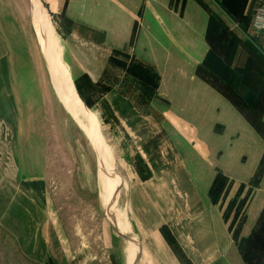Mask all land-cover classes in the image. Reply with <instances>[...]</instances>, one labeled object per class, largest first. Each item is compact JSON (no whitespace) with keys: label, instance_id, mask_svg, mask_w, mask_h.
Wrapping results in <instances>:
<instances>
[{"label":"rangeland","instance_id":"rangeland-1","mask_svg":"<svg viewBox=\"0 0 264 264\" xmlns=\"http://www.w3.org/2000/svg\"><path fill=\"white\" fill-rule=\"evenodd\" d=\"M40 1L59 60L57 32L67 17L82 16L114 31L108 81L131 98L132 119L163 130L162 158L146 151L150 138L135 134L134 120L129 125L94 108L101 146L121 181L116 209L125 224L162 227L183 264H193L187 256L199 253L206 261L211 256L212 264H264V46L248 34L249 28L260 32L257 7L246 16L243 0ZM33 7L30 0H0V133L12 132L8 155L21 210L26 197L35 201V213L29 212L40 246L35 264H128V245L103 217L90 139L60 102L45 69ZM169 150L178 169L168 165ZM136 174L148 183H136ZM140 191L149 194L147 207L131 213L126 197ZM167 227H183L186 236V227H195V241H182L181 229V248ZM7 242L0 232V264H25L22 250ZM192 247L196 255H187Z\"/></svg>","mask_w":264,"mask_h":264},{"label":"crops","instance_id":"crops-1","mask_svg":"<svg viewBox=\"0 0 264 264\" xmlns=\"http://www.w3.org/2000/svg\"><path fill=\"white\" fill-rule=\"evenodd\" d=\"M218 1L220 2L221 0ZM257 6L258 0H243L240 5V7L244 9V15L246 16H254V9ZM189 14H191V12ZM202 15L203 13L200 11L201 18ZM67 21H69V23L63 24L58 28V51L60 61L65 66L71 79L74 92L93 114H95V107H100V109L103 107V109L107 110V113L110 114V116H108L109 118L113 117L116 120H124V123L131 125L132 120H134L132 119L133 104L131 98L123 96L118 87L115 86L114 83L108 81L107 76L111 67L113 51L115 50V38L112 35L115 34L114 31H112L111 34L109 27L101 28L94 20L78 15L67 17ZM160 22V19L156 18V23L160 24ZM249 33L254 41L256 36L258 43L264 46V31L260 30V32H255L249 28L248 34ZM195 37L197 36L195 35ZM163 38V36H156L155 39L158 40ZM37 71L41 72V68L37 67ZM14 86L15 85L13 84L11 87L14 88ZM12 102L13 104H16L14 98ZM225 108H227V110H229L228 112L234 116V119H237L239 114L233 109V111H230L231 108L228 104L225 105ZM135 119H138L133 122L135 134L140 136L147 135L150 138L148 140L149 144L147 145L148 148L146 151L155 152V154H159L163 158V130L159 128L158 125L152 123L150 127H145L143 126V122H141V118L135 117ZM144 119L148 120L146 118ZM11 133L12 132L9 131L8 136L3 135V137H1L2 133H0V232L3 233L6 240L9 241L7 242L9 247H16L17 249L22 250L25 264H35L36 261L39 262L41 259L40 251L37 252L36 250L37 247H40L37 245V238L35 235L36 227L29 221L30 210L35 213V201L33 200V197H26V200L24 201L27 202V207H23L21 210V193H19L18 177H16L17 190L16 192L14 191L15 180L13 175L15 173V163L12 160H9L8 155V152L10 149L12 150L13 145V143H10L9 141L12 137ZM170 152L172 158L167 160L168 165L171 169H178L179 160L177 157L173 158V150ZM159 164L162 165V159H160V162L156 163L155 167L158 168ZM4 169H7L8 171L3 172ZM9 170H11L12 174L9 173ZM177 175L175 176L177 177V180H179L180 176ZM134 181L138 184L148 183L144 182V180L137 176V174L135 175ZM128 196L126 197L128 201L125 204L128 211L135 212V210H145L144 208L147 207V197L149 196L148 193L140 191L129 197ZM30 201L31 207L29 205ZM195 204L196 199L195 194H193V210ZM128 228V235L136 238L140 242L141 254L139 264H183V262H180L178 259V255L170 249L162 234L163 231L161 232L162 227ZM167 228H169L173 234L175 238L174 240H176V243L178 244L176 245L181 247L180 238L178 236L179 234L177 233L181 232L183 227H177L175 231L171 229L172 227ZM186 228L188 230V232H186L188 236L185 235V229H183L182 232H184L183 235L185 239L183 238L182 241L189 243L191 240V244H193L195 239L191 232H195V227ZM192 251H194V254L196 255V251L193 247L189 249L187 255L193 253ZM187 259L193 264H196L197 261L202 264H212L211 256H209V259L207 257L206 261L205 253H199L197 258L195 257L194 259L188 255Z\"/></svg>","mask_w":264,"mask_h":264},{"label":"bare ground","instance_id":"bare-ground-1","mask_svg":"<svg viewBox=\"0 0 264 264\" xmlns=\"http://www.w3.org/2000/svg\"><path fill=\"white\" fill-rule=\"evenodd\" d=\"M32 14H33V22L35 25L34 30L36 32V36H37L38 42L40 44L41 43L40 34H39L40 16H39L38 11L35 7H33ZM45 16H46V13H45ZM46 19H47V32H46L47 61L49 62L54 74L56 75V77L60 80L62 87L60 85H58L57 83H52V85L54 87L55 92L58 95V98L61 99V103L64 105L66 110L71 114V116L76 120L80 129L84 132L85 135L86 134L89 135V133H91L89 117H88L87 113L83 110V108L78 106L74 102L75 101L74 99L76 96L73 93V88L71 86L69 76L66 72V69L62 67L59 58L56 57V55H58V53L55 49L56 43H55V41H53L54 36H53L52 30H51L50 25H49V19L47 17H46ZM63 89L67 93L64 94ZM93 132H94L95 137L99 138V125H98V127L94 128ZM99 147L101 150V157L103 158L104 164L110 170H113L112 167L110 166L111 165V163H110L111 158L109 159V154L107 153V151L105 149L102 148L100 138H99ZM99 173H100V184H101V194H102L101 200L104 204V209L106 210L107 207H109V205L112 202V200H111L112 197L109 195L112 194V190L115 187L112 184V182L106 177L105 174L101 173L100 171H99ZM112 174H115V172ZM115 214H116V216H115ZM110 215L112 218H114L116 225L118 227H120L121 229H123L124 230L123 232L125 234H128V233H126V231L128 230V228H127L128 226L125 224L124 215L121 214V212H119L117 209L113 210ZM136 253H137L136 250L134 252L133 248L128 246V250H127V258L129 257L128 258V264H133V260H134V257L136 256ZM133 254H134V256H133Z\"/></svg>","mask_w":264,"mask_h":264},{"label":"water","instance_id":"water-1","mask_svg":"<svg viewBox=\"0 0 264 264\" xmlns=\"http://www.w3.org/2000/svg\"><path fill=\"white\" fill-rule=\"evenodd\" d=\"M31 4L37 9L38 14L40 16V25H39V34H40V39H41V43L39 45V50H40V54H41V58L43 60L45 69L47 71L48 77L50 79L51 83H57L58 85H61L60 80L56 77V75L54 74L49 62L47 61V56H46V48H47V37H46V32H47V19L45 16V12L43 10V6L41 4L40 0H30ZM63 93H67L64 89H63ZM61 102V99H59ZM75 103L82 107L83 110L87 113L89 120H90V130L91 133L89 135H87L90 138V145L91 148L94 152L95 155V159H96V164H97V168L99 169V171L103 174L106 175V177L112 182V184L115 187V193L112 199L111 204L109 205V207H107V209L104 211L103 213V217L105 218V220L108 222L110 228L112 229V231L119 236L121 239H123L125 241V243L136 250V259L134 261L133 264H139V258H140V254H141V246H140V242L125 233H122L121 231H119V229L117 228V225L115 223L114 218L111 217V212L113 210L116 209L118 203H119V199H120V193H121V181L119 176H116L115 174H112V170H110L103 162L102 157H101V150L99 147V138L95 137L94 135V128L98 127L96 118L94 117L93 113L86 107V105L81 101V99L76 96L74 99Z\"/></svg>","mask_w":264,"mask_h":264},{"label":"built area","instance_id":"built-area-1","mask_svg":"<svg viewBox=\"0 0 264 264\" xmlns=\"http://www.w3.org/2000/svg\"><path fill=\"white\" fill-rule=\"evenodd\" d=\"M255 24L260 30L264 31V0H258Z\"/></svg>","mask_w":264,"mask_h":264}]
</instances>
